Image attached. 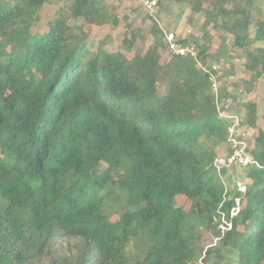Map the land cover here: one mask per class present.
<instances>
[{
  "label": "trees",
  "instance_id": "1",
  "mask_svg": "<svg viewBox=\"0 0 264 264\" xmlns=\"http://www.w3.org/2000/svg\"><path fill=\"white\" fill-rule=\"evenodd\" d=\"M30 1L34 11L46 2ZM116 1L61 0L41 36L34 11L0 1V264H264V131L248 146L257 164L233 169L246 172L244 191L213 168L230 153L231 118L256 129L258 105L213 92L216 56L196 39L175 41L197 57L163 63L166 34L149 12L146 50H133L146 37L126 16V49H93L71 21L118 27ZM174 1L218 20L244 70L264 76L256 0ZM222 223L231 224L224 235ZM204 232L215 243L204 246Z\"/></svg>",
  "mask_w": 264,
  "mask_h": 264
},
{
  "label": "rangeland",
  "instance_id": "2",
  "mask_svg": "<svg viewBox=\"0 0 264 264\" xmlns=\"http://www.w3.org/2000/svg\"><path fill=\"white\" fill-rule=\"evenodd\" d=\"M5 4L13 2L14 0H0ZM16 6H19L21 9L26 10L27 14L32 13L35 10L36 2L30 0H15ZM122 3L119 14H120V25L118 27H113L111 25H105L101 27H91L84 23L83 20H72L71 24L75 27V31L78 34H87L86 42L92 45L93 49L97 48L99 43H103L107 51L115 52L117 50L126 49L125 41L132 39L131 30H140V35L146 37V43L143 44V38H139L138 41H133L134 46L133 50H136L139 47L143 46V49L146 50L150 44L151 36L149 35L150 30L153 25V21L146 17V9L138 4L134 0H121ZM112 4L116 3V0H109ZM255 6L261 11V15L264 17V0H256ZM173 3V4H172ZM62 5L61 0H46V2L37 10L34 11L32 17H39V20L33 24L32 33L36 36H41L48 30V24L53 21L56 17V13L60 6ZM244 7H247L243 3ZM162 9V8H161ZM159 10L153 14L157 18V21L160 24V27L166 34V43L168 44V36L173 35L174 40L179 39H196L201 44L209 46L211 54L219 52L222 56L229 58L234 61V67L228 68V63L223 62L217 63V59H211V64L217 66L220 70L218 72L219 79L217 85L220 87L222 92L228 93L230 95H235L236 98L244 102H255L258 105V120L257 128L250 129L246 127L243 132L242 140H244L248 146L251 148L254 145V140L258 135L259 130L264 131V120L262 118L264 113V76L259 79L252 78L244 70L243 63L245 62L244 53L233 47V37L231 34L222 30L221 28H215V23H218V20H215L209 15L204 13H195L191 9L189 3L179 4L177 2H171L170 6L168 5L165 10ZM258 15L257 12L254 14V20ZM124 16L128 17L130 24H132L131 30L127 29ZM209 21L210 24L207 25L206 30L203 31L202 27L206 21ZM208 34L209 42L203 43L204 34ZM255 28L251 30V36H254ZM141 36V37H142ZM225 40L223 41V39ZM264 45V43L262 44ZM255 48V46H254ZM253 48V49H254ZM192 49V48H191ZM127 51V50H125ZM195 51V50H194ZM128 52V51H127ZM197 53V51H195ZM129 55H132L134 51L128 52ZM171 55H174L171 51L167 49L166 52L162 53L163 63L168 61ZM213 61V62H212ZM220 77L223 79L220 80ZM249 91L245 92L246 89ZM219 89V90H220ZM160 94L163 95L166 91L164 84L159 85ZM227 104L232 105L231 101H228ZM233 106V105H232ZM245 111L242 110V114ZM228 176H231L241 187L246 184V172L240 170H230ZM227 177V175H226ZM176 205L182 207L186 212L191 209V201H189L183 195H179L176 198ZM201 228H199L200 230ZM207 240L204 241V246L209 245L210 243H215L213 236L209 232H204ZM214 240V241H213ZM130 251H134L133 246H130ZM201 262V259L198 260ZM212 264V263H211Z\"/></svg>",
  "mask_w": 264,
  "mask_h": 264
},
{
  "label": "built area",
  "instance_id": "3",
  "mask_svg": "<svg viewBox=\"0 0 264 264\" xmlns=\"http://www.w3.org/2000/svg\"><path fill=\"white\" fill-rule=\"evenodd\" d=\"M137 1L140 6L149 11L150 13L157 12L160 9V4L162 0H134ZM167 49L171 51L174 55L178 56H187L191 55L192 57H197V53L189 48L182 47L176 43L173 35L168 36ZM218 67L213 66L210 70V82L212 83V90L217 95L219 94L220 87L217 85L218 81ZM232 127L230 129V153L218 156L214 163L213 168L216 173L224 181L223 177L224 171H230L232 169H241L247 168L253 165H256L252 154L249 152L247 143L242 140L244 129L242 127L243 118L232 117ZM240 186V185H239ZM240 190L244 191V187L240 186ZM219 229L222 231V235L229 229H231L230 223H222L219 226Z\"/></svg>",
  "mask_w": 264,
  "mask_h": 264
},
{
  "label": "crops",
  "instance_id": "4",
  "mask_svg": "<svg viewBox=\"0 0 264 264\" xmlns=\"http://www.w3.org/2000/svg\"><path fill=\"white\" fill-rule=\"evenodd\" d=\"M171 2H175V1L174 0H167V6L168 5L170 6ZM211 55L216 56V58H214V59H217V61H218L217 63L220 62L223 64V62H227L229 70H230V68L234 67V61L230 60L229 58L222 56L221 54H219V52H216V53L212 52ZM243 65H244V63H243Z\"/></svg>",
  "mask_w": 264,
  "mask_h": 264
}]
</instances>
